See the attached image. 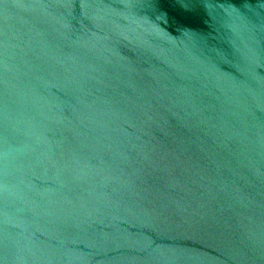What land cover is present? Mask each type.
<instances>
[{
	"label": "water",
	"instance_id": "obj_1",
	"mask_svg": "<svg viewBox=\"0 0 264 264\" xmlns=\"http://www.w3.org/2000/svg\"><path fill=\"white\" fill-rule=\"evenodd\" d=\"M0 264H264V0H0Z\"/></svg>",
	"mask_w": 264,
	"mask_h": 264
}]
</instances>
